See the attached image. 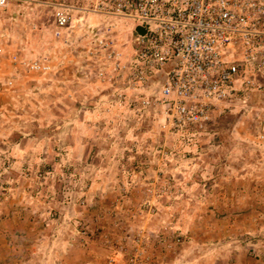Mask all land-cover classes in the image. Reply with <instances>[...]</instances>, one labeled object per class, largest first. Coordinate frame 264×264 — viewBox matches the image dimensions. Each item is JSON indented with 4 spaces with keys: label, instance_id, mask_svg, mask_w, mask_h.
Returning a JSON list of instances; mask_svg holds the SVG:
<instances>
[{
    "label": "rangeland",
    "instance_id": "rangeland-1",
    "mask_svg": "<svg viewBox=\"0 0 264 264\" xmlns=\"http://www.w3.org/2000/svg\"><path fill=\"white\" fill-rule=\"evenodd\" d=\"M118 1L0 3V264L90 245L105 264L140 247L146 264H264V89L214 119V147L179 146L131 88Z\"/></svg>",
    "mask_w": 264,
    "mask_h": 264
},
{
    "label": "built area",
    "instance_id": "built-area-1",
    "mask_svg": "<svg viewBox=\"0 0 264 264\" xmlns=\"http://www.w3.org/2000/svg\"><path fill=\"white\" fill-rule=\"evenodd\" d=\"M115 9L134 31L145 30L134 32L131 88L143 91L162 130L185 146L213 132L231 102L264 89V0H120ZM55 20L66 27L70 17L59 10ZM30 67L50 69L41 62ZM146 261L140 247L124 262L112 255L107 264Z\"/></svg>",
    "mask_w": 264,
    "mask_h": 264
},
{
    "label": "crops",
    "instance_id": "crops-1",
    "mask_svg": "<svg viewBox=\"0 0 264 264\" xmlns=\"http://www.w3.org/2000/svg\"><path fill=\"white\" fill-rule=\"evenodd\" d=\"M80 66V65H79ZM83 79H80V82H82ZM212 133V132H211ZM179 146H183L186 148H191V149H207L215 146V141L212 138H208L207 134H201L196 137L195 141L193 144L190 146H185L182 142H179ZM212 230V228H209ZM83 252V254H81ZM105 255L96 245H90V249L86 251L80 252L79 260L76 257H72L71 255L66 259V261L63 264H105L104 258L102 256ZM194 260L199 261V260ZM185 263L183 264H188L190 260L184 259Z\"/></svg>",
    "mask_w": 264,
    "mask_h": 264
},
{
    "label": "water",
    "instance_id": "water-1",
    "mask_svg": "<svg viewBox=\"0 0 264 264\" xmlns=\"http://www.w3.org/2000/svg\"><path fill=\"white\" fill-rule=\"evenodd\" d=\"M136 31H137L139 34H141V35H144V34H145V30H144V28L141 27V26H139V27L136 29Z\"/></svg>",
    "mask_w": 264,
    "mask_h": 264
}]
</instances>
